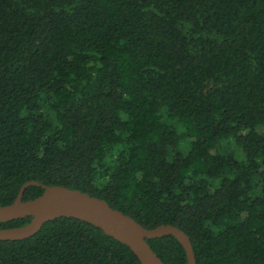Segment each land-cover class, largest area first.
I'll return each mask as SVG.
<instances>
[{
	"label": "trees",
	"instance_id": "1",
	"mask_svg": "<svg viewBox=\"0 0 264 264\" xmlns=\"http://www.w3.org/2000/svg\"><path fill=\"white\" fill-rule=\"evenodd\" d=\"M28 182L176 227L196 264H264V0H0V206ZM146 243L187 264L174 237ZM0 264L140 262L60 217L0 241Z\"/></svg>",
	"mask_w": 264,
	"mask_h": 264
},
{
	"label": "water",
	"instance_id": "2",
	"mask_svg": "<svg viewBox=\"0 0 264 264\" xmlns=\"http://www.w3.org/2000/svg\"><path fill=\"white\" fill-rule=\"evenodd\" d=\"M41 186L44 192L36 199L22 202L29 186ZM32 217L29 224L10 229H0V241H21L35 235L42 226L56 218L69 217L102 230L107 236L128 247L140 264H163L146 243V239L174 237L183 247L187 264H196L192 244L188 236L170 225L147 230L131 217L112 209L106 201L86 193L60 186H42L37 182L24 184L16 201L0 206V223Z\"/></svg>",
	"mask_w": 264,
	"mask_h": 264
}]
</instances>
